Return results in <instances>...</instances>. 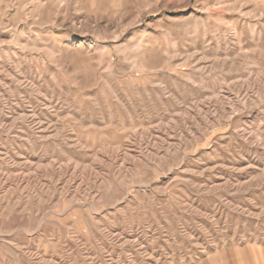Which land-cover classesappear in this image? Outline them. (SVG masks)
Returning <instances> with one entry per match:
<instances>
[{"label":"rangeland","instance_id":"1","mask_svg":"<svg viewBox=\"0 0 264 264\" xmlns=\"http://www.w3.org/2000/svg\"><path fill=\"white\" fill-rule=\"evenodd\" d=\"M0 264H264V0H0Z\"/></svg>","mask_w":264,"mask_h":264}]
</instances>
